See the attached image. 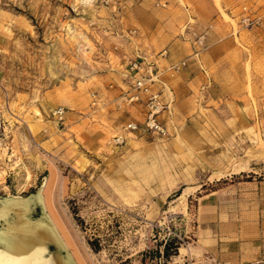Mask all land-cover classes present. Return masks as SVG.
<instances>
[{
  "label": "rangeland",
  "instance_id": "rangeland-1",
  "mask_svg": "<svg viewBox=\"0 0 264 264\" xmlns=\"http://www.w3.org/2000/svg\"><path fill=\"white\" fill-rule=\"evenodd\" d=\"M168 1L0 0V199L45 184L77 264H141L144 250L172 237L180 247L168 264H217L201 250L199 197L215 191L223 211L243 218L251 200L242 193L264 191V62L251 52L243 99L205 103L203 94L184 119L164 112L177 129L166 137L141 126L114 144L123 119L112 128L105 103L91 106V92L103 97L123 65L115 32L136 27L155 52L146 27ZM174 1L188 19V0ZM219 1L234 31L251 26L246 5L229 15ZM59 105L62 123L51 114Z\"/></svg>",
  "mask_w": 264,
  "mask_h": 264
},
{
  "label": "crops",
  "instance_id": "crops-1",
  "mask_svg": "<svg viewBox=\"0 0 264 264\" xmlns=\"http://www.w3.org/2000/svg\"><path fill=\"white\" fill-rule=\"evenodd\" d=\"M174 2L169 0L161 4L162 7L150 15L146 27L147 38L155 52L167 50L166 55L158 56L161 68L185 60V65L174 75L170 76L166 71L162 73L173 96L171 110L184 119L196 109L195 102H201L203 94L205 103L226 102L235 95L243 99L240 96L246 95L245 60L251 52L264 62V0L219 1V6L229 15L242 4L257 19L256 24L246 28L239 26L237 31L222 19L213 0H188L187 4L184 3L182 8L187 11L188 19L179 6L176 12L173 11ZM241 36L242 45H239L235 38L240 39ZM206 74L210 77V84L201 89ZM112 75L110 83L115 87L110 88L106 83L101 92L105 99L102 118L112 128L142 120L144 104L125 102L124 95L130 86L122 83L117 69ZM154 86L157 87L156 84ZM118 117L123 121L114 125ZM177 127L178 130L181 128ZM241 196L251 200L243 218L235 215L238 212L223 211L215 191L199 197L202 201L197 212L201 218V235L206 238L201 250L209 253L217 264H242L264 259V191L254 189Z\"/></svg>",
  "mask_w": 264,
  "mask_h": 264
},
{
  "label": "built area",
  "instance_id": "built-area-1",
  "mask_svg": "<svg viewBox=\"0 0 264 264\" xmlns=\"http://www.w3.org/2000/svg\"><path fill=\"white\" fill-rule=\"evenodd\" d=\"M107 1V0H105ZM246 14L241 18L242 22L246 25L256 24V18L252 17L246 7H243ZM115 35L120 38V42L113 45L115 51H123V65L120 69L121 81L123 84L130 86L127 94L124 95V101L128 104L142 102L145 108L144 120L142 125L129 121L120 126L119 131L113 136L114 144H121L126 138V134L136 131L143 127L145 131L152 134L166 137L171 131H176V126L170 128L162 120L164 112L170 116L171 103L173 96L168 82L163 78V71L168 72L170 76L177 73L181 67L185 65V60L172 62L164 68H161L158 62V56H164L167 53L166 49L160 52H152L148 49H143L142 33L136 27L124 28L120 32H115ZM125 45H130V50H127ZM157 85L155 87L154 85ZM210 84V77L206 74L205 84L201 89H204ZM110 88H114L115 84L110 83ZM165 92L167 96H165ZM91 106H97L104 103L102 96L91 92ZM54 119L62 123L65 117V108L61 105L56 106L51 110ZM2 119L0 113V129L2 126ZM242 264H264V259H260L251 263Z\"/></svg>",
  "mask_w": 264,
  "mask_h": 264
},
{
  "label": "bare ground",
  "instance_id": "bare-ground-1",
  "mask_svg": "<svg viewBox=\"0 0 264 264\" xmlns=\"http://www.w3.org/2000/svg\"><path fill=\"white\" fill-rule=\"evenodd\" d=\"M44 187L28 197L12 194L0 199V264L79 262L68 249L66 229L51 210Z\"/></svg>",
  "mask_w": 264,
  "mask_h": 264
},
{
  "label": "trees",
  "instance_id": "trees-1",
  "mask_svg": "<svg viewBox=\"0 0 264 264\" xmlns=\"http://www.w3.org/2000/svg\"><path fill=\"white\" fill-rule=\"evenodd\" d=\"M162 246V249H160ZM180 247V241L176 238H168L167 240L158 241L155 248L146 249L142 252L141 264H145L146 258L150 261L163 259V264H168V260L172 255H176L178 253V249ZM121 264V263H117Z\"/></svg>",
  "mask_w": 264,
  "mask_h": 264
}]
</instances>
